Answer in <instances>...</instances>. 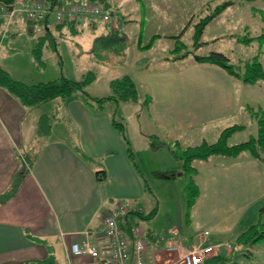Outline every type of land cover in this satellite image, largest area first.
<instances>
[{"label":"crops","instance_id":"obj_1","mask_svg":"<svg viewBox=\"0 0 264 264\" xmlns=\"http://www.w3.org/2000/svg\"><path fill=\"white\" fill-rule=\"evenodd\" d=\"M235 5L232 3L223 12ZM9 10L10 6L0 7V65L14 78L29 83L37 80L20 79L12 69L33 65L36 34L53 33V27L62 30L65 24L75 31L78 22L96 28L100 20L84 16L54 26L48 23L46 32L39 33L32 21L12 17ZM107 29L99 35L106 34L110 28ZM230 34L233 33L218 37ZM23 35L29 39L24 53L17 50L21 38L26 39ZM159 39L147 49L137 45V52L153 50ZM164 55L155 57L152 65L129 73L138 87V103L145 104L146 96L151 97L141 110L150 135L183 147L203 139L215 141L223 128L244 124V118H255L254 110L264 109V80L251 84L216 64L200 63L194 58L183 62L186 57L168 59ZM20 58L22 61L17 60ZM115 103L108 101L98 108L74 93L30 106L0 86V194L9 188L16 172L25 169L15 194L0 202V264H111L104 236L93 237L101 251L98 259L73 255L70 245L82 242L84 231L99 226L119 201L142 207L143 215L156 209L152 218L140 219L138 214L130 213L121 224L127 234L132 223L139 221L144 225L146 255L151 264L179 263L183 251L204 244L215 245L204 264L230 259L235 247L242 251L237 260L264 264V242L247 249L235 242L239 233L264 214V162L247 152L236 157L211 155L196 160L200 195L188 223L185 196L174 200L175 216L164 206L172 197L155 193L157 200L151 205L140 200L146 188L137 162L135 166L125 140L112 123L113 110L115 106L120 108L123 101ZM53 109L58 110L53 126L61 123L62 127L58 136H54L56 129L53 133L52 124L44 133L39 126L40 119ZM149 154L162 161L166 180L175 178L177 161L167 147H152ZM97 170H103L102 178ZM163 209L166 225H159L157 219ZM246 250L255 253V262L246 257Z\"/></svg>","mask_w":264,"mask_h":264},{"label":"rangeland","instance_id":"obj_2","mask_svg":"<svg viewBox=\"0 0 264 264\" xmlns=\"http://www.w3.org/2000/svg\"><path fill=\"white\" fill-rule=\"evenodd\" d=\"M107 1L110 5H114L113 11L116 13L107 21L98 20L96 28H92L90 24L78 22L75 31L69 24H65L62 30L53 27V33H46L41 36L42 38L36 34L37 40L33 44L34 47L38 46V39L43 40L41 45L42 60L36 59L32 51L33 65L25 68L21 65L19 68L12 69L14 75L20 79H36L37 81L38 79H56L63 75L72 79H82L90 70H93L96 72V78L86 85L87 91L93 96H107L113 92L110 83L112 79L139 70L141 67L152 65L155 61L153 59L157 56L164 54V57L170 56L171 50L175 46L176 36L179 34H181L180 38L184 43L179 54L191 50L198 53L219 50L227 53L232 59L231 62L235 64H244L256 56L264 62V43L256 40L250 43L239 42L232 36L233 34L236 37L243 36L246 33L256 35L264 30V11H261L264 9V0H235L234 3L237 5L230 7L228 11L220 12L207 24L202 36V40L205 42L198 48L193 47L194 23L201 17L212 13L215 6L224 0ZM11 15L12 17H19L15 12ZM54 24L51 22L52 26ZM112 26H118L124 30L128 35L127 39H121L113 45H106L103 40L98 42L96 36L101 32H106L107 28ZM141 29L143 44L147 43L152 35H161L156 42V47L145 53L137 52L138 35ZM37 32L42 33L44 31ZM229 33L233 34L228 37H218ZM23 36L26 39L21 38L17 48L22 53L27 51L25 45L29 43L28 37ZM131 45L133 48H130ZM1 46L2 41L0 42ZM22 56L25 57V55ZM185 57L183 62L193 59L192 53ZM17 60L22 61V58ZM24 64L29 65L25 62ZM142 89L141 86V91ZM76 93L81 94L80 91ZM258 94L260 93L258 92ZM81 96L83 97L82 94ZM51 104L47 105L49 109H52ZM143 106L145 108L146 104L138 103V101H123L120 108L115 106L113 113L117 120L125 123V134L129 136L132 144L134 143L132 146L140 172L147 179L152 189L149 190L146 187V193L140 197V200L143 204L149 205L151 202H156L155 193L163 198L172 197L173 199H169L164 206H167V211H171L172 215L175 216L173 202L176 199L179 201L182 196H185V176L182 174V170L178 169L174 173L175 178L166 180L164 176H167V172L162 168V161L149 154L152 149L149 145L150 130L148 124H146L147 127L143 122L141 114ZM57 112V109L51 110L48 120H45V122L51 121L50 123L54 127L53 133L56 129L54 136H58L62 131L61 123L53 126L57 119ZM242 123H244L245 128L233 133L229 139L230 143H238L256 135L258 127L256 118L246 117ZM21 152L24 153V149L21 148ZM165 215L166 209H163L157 219L158 224L160 222L165 223ZM261 218L264 220V214ZM246 253V257L251 262H255V253L248 250ZM240 256H242L240 247H235L230 259L221 258L219 261H214L213 264H245L244 259L237 260Z\"/></svg>","mask_w":264,"mask_h":264},{"label":"trees","instance_id":"obj_3","mask_svg":"<svg viewBox=\"0 0 264 264\" xmlns=\"http://www.w3.org/2000/svg\"><path fill=\"white\" fill-rule=\"evenodd\" d=\"M16 0H0V7L6 8ZM84 1V0H79ZM92 2H98L102 4L105 8L111 9V16L116 13L113 11L110 3L107 0H86ZM235 0H224L221 3L217 4L212 13H209L200 19L196 20L194 23V32H193V47L198 48L205 41L202 40L203 33L207 24L222 12L226 7L230 4L234 3ZM264 11V9H261ZM30 21V20H29ZM75 21V20H74ZM70 21V22H74ZM65 22L56 23L63 24ZM48 27V23H45V32ZM46 34V33H45ZM43 34V35H45ZM40 35L39 37L42 38ZM128 35L119 28L118 26L110 27L109 31L106 34L99 35L96 40L99 42L103 40L106 45H113L115 42L124 39L126 40ZM161 37L160 34H154L148 40L147 43L143 44L142 42V29L138 35V46L141 49L150 48L155 39ZM181 34L176 36L175 46L171 50L170 56H166L168 59H178L183 58L190 53H192L195 61L200 63H210L216 64L223 68L229 74L239 78L243 82L256 84L260 81L264 80V62L259 59L258 56L253 58L252 60L246 61L244 64H235L231 62L230 58L226 53L219 50H211L208 53H198L194 50L186 51L184 53L179 52L184 47V43L181 40ZM218 39V38H215ZM237 39L242 42L250 43L252 41H259L260 43H264V30L256 35H250L246 33L243 36H237ZM43 40L38 39L37 45L33 48V54L35 58L38 60L41 59V45ZM127 49V47H126ZM96 78V72L90 70L86 76L82 79H72L68 76H61L56 79L45 80V81H37V82H26L23 80H19L14 78L11 73L5 69L2 65H0V86L7 88L11 93L19 98V100L24 105H37L57 97H69L80 91L83 95L84 100L89 105H97L98 108H102L104 104L108 101H114L119 103L121 101H138L139 100V91L136 84L135 79L129 73H126L120 77L114 78L111 80V86L113 92L107 96H93L87 91L86 85L90 84ZM151 100V97L148 95L145 98V104H148ZM253 116L257 120V132L256 135L251 138L238 142V143H230L229 139L233 133L237 130L243 129L244 124H232L225 128H223L215 141H208L203 139L200 143L196 145H188L185 147H181L178 143L176 145H171L164 140H160L157 135H150V145L154 148L158 147H167L174 158L177 161L178 169L182 170V174L185 176V198H186V221L189 223L191 221V210L194 204L197 201V198L200 195V186L197 182L196 175L199 173V169L195 165V161L198 159H207L211 155H228L236 157L244 151H247L252 157L260 159L264 162V109L257 108L253 112ZM112 123L117 127L119 132L121 133L123 139L125 140L127 146V152L136 166V160L134 155V150L131 141L125 134V123L123 121H119L115 118L114 113L112 114ZM48 120L47 117H42L40 119V130L46 132L51 127V121L45 122ZM30 162V161H29ZM32 162V160H31ZM30 162V163H31ZM25 169L17 171L15 177L5 192L0 194V202L7 201L11 196H13L20 184L22 176L24 174ZM100 171L97 170V174L100 178ZM143 182L145 188H149V183L147 179L142 175ZM156 209L151 212V214L143 215L142 212L138 213V218H152L155 215ZM235 242L237 245L245 247L246 249L250 246L258 244L260 242H264V220L260 217L256 222L249 225L243 232L239 233L235 237Z\"/></svg>","mask_w":264,"mask_h":264},{"label":"built area","instance_id":"obj_4","mask_svg":"<svg viewBox=\"0 0 264 264\" xmlns=\"http://www.w3.org/2000/svg\"><path fill=\"white\" fill-rule=\"evenodd\" d=\"M10 12H15L19 17L32 21L37 31H44L45 23L70 22L84 16L107 21L111 17V11L102 4L86 0H16L11 5ZM140 212L142 207L128 201H119L104 216L99 226L93 230L84 231L86 237L82 242L71 243V253L98 259L101 251L93 237L104 236L107 239L111 264H151L146 255L147 239L144 225L139 221L132 223L128 234L121 227L130 213ZM227 245L230 247L231 243ZM214 250V244L187 249L181 253L179 263L204 264Z\"/></svg>","mask_w":264,"mask_h":264},{"label":"water","instance_id":"obj_5","mask_svg":"<svg viewBox=\"0 0 264 264\" xmlns=\"http://www.w3.org/2000/svg\"><path fill=\"white\" fill-rule=\"evenodd\" d=\"M10 7H11V5H10Z\"/></svg>","mask_w":264,"mask_h":264}]
</instances>
